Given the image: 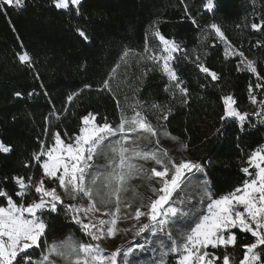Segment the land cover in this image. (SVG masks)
Masks as SVG:
<instances>
[{
  "label": "snow or ice",
  "instance_id": "6c2138e0",
  "mask_svg": "<svg viewBox=\"0 0 264 264\" xmlns=\"http://www.w3.org/2000/svg\"><path fill=\"white\" fill-rule=\"evenodd\" d=\"M25 3L2 0L0 12L5 11V5L21 9ZM181 3L185 17L198 30L192 48L166 37L157 18L145 33L142 50L125 46L96 89L112 95L118 122L89 111L80 117L78 130L69 133L54 126L67 113V107L57 110L53 106L36 138L38 150L22 157L16 174L0 175V264H131L130 255L144 249L145 244L153 246L150 264H168L173 255L175 264H264V144L246 153L240 147L241 136L257 128L252 116L264 126V76L257 70L258 60L250 59L232 44L219 21L213 19L201 27L184 0ZM81 5L82 0H51L52 7L74 11L77 17L83 16ZM219 7V0H201V13L197 15L215 17ZM72 27L84 44L94 42L87 26ZM235 27L264 33V5L257 12L253 0L252 11ZM217 42L224 45L225 60L238 58L237 71L256 77L258 82L248 87L255 111H241L234 94L223 88V74L206 64L207 47L214 48ZM253 47L264 49V40H257ZM21 48L16 59L33 68V57L23 49L22 42ZM182 61H190L203 75V82L197 81L200 89L212 88L221 93L222 123L213 135L222 136L228 123L237 125L236 147L243 154L239 171L244 179L223 195L217 196L213 190L209 176L212 160L195 161L185 156L189 140L172 134L166 126L175 109L188 107L192 99L189 84L179 70ZM130 63L145 67L131 81L127 73L122 81H116L121 65L129 67ZM79 67L86 69V62ZM150 72H158L166 81L165 99L142 95ZM34 78L39 79V74L35 73ZM40 87L48 97L43 84ZM86 90H92V85L85 84L69 94L67 103ZM36 95L35 89L26 94L16 90L12 98L31 99ZM165 141L171 146H165ZM14 151V145L0 140V153ZM36 168L39 177L28 172ZM191 176L201 177L195 182V196L186 191L192 187ZM144 182L151 193L148 197L139 191ZM61 212L86 239L70 233L49 242V217ZM146 231L153 238H146L145 244L129 243L112 251L102 246L120 235L132 232L137 237ZM236 247L242 250V258L237 259L229 251Z\"/></svg>",
  "mask_w": 264,
  "mask_h": 264
},
{
  "label": "trees",
  "instance_id": "16d2710c",
  "mask_svg": "<svg viewBox=\"0 0 264 264\" xmlns=\"http://www.w3.org/2000/svg\"><path fill=\"white\" fill-rule=\"evenodd\" d=\"M184 2L201 27L213 19L219 21L232 44L240 47L250 59L258 60L257 70L264 76V49L253 47L257 40H264V33L241 31L235 27L252 11L253 0H219L220 7L215 17L208 13L197 15L201 13V0ZM255 4L259 12L264 0H255ZM4 8L5 11L0 12V140L14 145L15 151L0 153V175L16 174L22 157L38 150L36 138L41 135L44 117L53 106L57 110L67 107V113L54 126L62 127L69 133L78 130L80 117L89 111L118 122L112 95L96 89L116 65L125 46L142 50L145 33L154 20L160 19L159 27L166 37L184 42L189 49L196 43L198 32L191 20L185 17L181 0H82V17H77L74 11L57 10L51 6V0H26L21 9L6 5ZM74 24L91 30L94 38L91 45L80 40L72 27ZM21 42L23 49L33 57V68L21 65L16 59V53L22 50ZM207 52L206 64L223 74L225 92L234 94L241 111H255L248 98V87L258 82L256 77L246 71H237L238 58L225 60L223 44L217 42L216 47H207ZM85 62L86 69H80L79 66ZM144 67L135 63H130L129 67L121 65L116 81H122L125 73L131 81L140 75ZM179 70L189 84L192 99L188 107L175 109L166 126L172 134L189 140V151L185 156L195 161L212 160L209 176L213 190L217 196L223 195L244 179L239 171L243 154L236 147L237 125L228 123L222 136H214L222 123L221 93L212 88H199L197 81L199 79L202 83L204 78L190 61H182ZM35 73L39 74V79L34 78ZM165 82L158 72H150L142 95L165 99ZM41 84L48 97L41 91ZM85 84L92 85V90L84 91L73 102L67 103V96ZM115 86L114 81V89ZM33 89L37 95L31 99L12 98L16 90L26 94ZM13 116L16 117L14 121ZM251 121L257 128L249 129L246 135L241 136L240 147L245 153L264 144V126L255 116L251 117ZM41 139L44 137L41 136ZM28 172H34L37 177L40 175L38 168ZM8 187L11 188V185ZM192 195L195 196L196 191ZM49 219V242L64 239L70 233L77 239H86L77 226L64 219L63 212L52 214ZM229 251L237 259L242 258L239 247Z\"/></svg>",
  "mask_w": 264,
  "mask_h": 264
},
{
  "label": "rangeland",
  "instance_id": "374dc122",
  "mask_svg": "<svg viewBox=\"0 0 264 264\" xmlns=\"http://www.w3.org/2000/svg\"><path fill=\"white\" fill-rule=\"evenodd\" d=\"M165 146L168 144H171L170 141L164 142ZM192 181V187L187 189L186 191L189 194H193L195 192V189L193 186H195V178L194 176L190 177ZM135 184H140V181H133ZM139 191L145 196L148 197L151 195L150 191L147 188V182H144V186L139 188ZM143 219V218H142ZM147 222V221H145ZM126 226V225H125ZM146 238L152 239V234L149 232H145L141 234L140 236L134 237L132 232H129L127 235H120L114 240H108L102 244V246L107 251H112L116 246L124 245L127 246L129 243H131L133 246L137 243L139 244H145ZM152 245L151 244H145V248L142 250H136L133 254L130 255L131 264H150L151 260L154 258V253L152 252ZM176 257L173 255L169 258L168 264H175Z\"/></svg>",
  "mask_w": 264,
  "mask_h": 264
}]
</instances>
